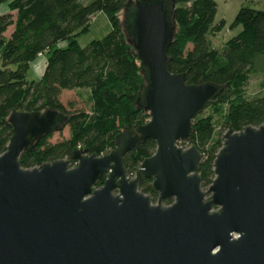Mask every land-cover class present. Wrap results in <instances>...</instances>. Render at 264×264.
Here are the masks:
<instances>
[{"label":"water","instance_id":"1","mask_svg":"<svg viewBox=\"0 0 264 264\" xmlns=\"http://www.w3.org/2000/svg\"><path fill=\"white\" fill-rule=\"evenodd\" d=\"M167 1L126 7L123 30L146 83L139 99L148 121L124 128L109 153L76 149L73 168L59 160L22 169L20 154L66 118L20 107L9 114L0 155V264H264V123L224 133L203 190L202 155L180 144L219 88L186 85L183 74L166 70L176 30ZM146 139L155 151L128 179L122 158ZM143 180L151 181L155 204L137 190Z\"/></svg>","mask_w":264,"mask_h":264},{"label":"trees","instance_id":"2","mask_svg":"<svg viewBox=\"0 0 264 264\" xmlns=\"http://www.w3.org/2000/svg\"><path fill=\"white\" fill-rule=\"evenodd\" d=\"M254 3L264 0H244ZM175 33L165 49L166 70L184 75L186 85L210 84L219 88L205 108L222 110V120L198 114L181 147H195L202 155L198 167L200 186L205 190L213 180L212 164L227 130L239 132L264 123V10L241 5L232 27L236 35L220 50L211 47L210 36L222 29L214 23L213 0H172ZM130 0H0V155L11 134L7 118L20 107L28 113L55 112L66 118L67 139L51 143L49 133L19 156L22 169L44 163L68 160L77 148L101 157L114 148L117 135L127 128L135 131L148 121L140 103L141 69L132 47L127 43L117 18ZM101 12L110 31L97 41L79 47L76 38L87 32L91 17ZM44 59L37 80L25 78L29 66ZM14 65L15 69L8 67ZM252 75H259L256 97L247 98L245 88ZM86 90L90 113L66 112L60 102L64 91ZM155 151V142L146 139L124 154L126 177L134 176L140 163ZM137 190L155 204L151 181L143 180ZM169 202L166 203L168 205Z\"/></svg>","mask_w":264,"mask_h":264},{"label":"rangeland","instance_id":"3","mask_svg":"<svg viewBox=\"0 0 264 264\" xmlns=\"http://www.w3.org/2000/svg\"><path fill=\"white\" fill-rule=\"evenodd\" d=\"M88 1V0H84ZM172 0H168L167 3H171ZM216 4V13L214 17V23L222 22V29L215 35L210 36L209 42L212 48L220 50L223 46V43L236 35L239 31V27H230L234 17L240 8L241 5H246L247 7L255 10H264V1L249 3L244 0H213ZM134 0H130V5H132ZM5 12L3 7L0 8V14ZM126 12L121 10L118 15V21L121 30L125 33V38L130 41V37L123 30L124 18ZM110 31L109 23L103 13L97 12L94 14L88 23V30L86 33L79 35L76 38L77 44L79 47H85L92 41H97L102 39ZM44 59H38L32 63L28 70L26 71L25 78L27 81L36 80L40 76L42 64ZM10 70H14L15 66L11 65L8 67ZM141 76V87L145 86V80ZM259 75H252L249 78L248 84L245 88V95L247 98L256 97L259 91ZM60 102L64 106L67 113L71 111H83L85 113H90L91 103L89 100L88 92L86 90H73V91H64L60 95ZM222 110L215 112L214 109L210 108L202 112L201 116L211 118L214 125H218L222 120ZM67 139V128H63L61 131L53 132L50 142H58L61 140Z\"/></svg>","mask_w":264,"mask_h":264},{"label":"built area","instance_id":"4","mask_svg":"<svg viewBox=\"0 0 264 264\" xmlns=\"http://www.w3.org/2000/svg\"><path fill=\"white\" fill-rule=\"evenodd\" d=\"M185 148V147H184ZM78 149V148H77ZM75 165H76V163L75 162H73L72 163V165L70 166V168H73V167H75ZM134 176H130V177H127L128 179H132Z\"/></svg>","mask_w":264,"mask_h":264},{"label":"crops","instance_id":"5","mask_svg":"<svg viewBox=\"0 0 264 264\" xmlns=\"http://www.w3.org/2000/svg\"><path fill=\"white\" fill-rule=\"evenodd\" d=\"M3 11H4V9H3ZM4 13V12H3ZM38 60V59H37ZM35 62V61H34ZM44 63V62H43ZM43 68H44V65L42 64V68H41V72H40V76L42 75V72H43ZM39 76V77H40ZM37 80V79H36Z\"/></svg>","mask_w":264,"mask_h":264}]
</instances>
